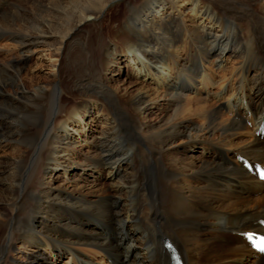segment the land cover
Masks as SVG:
<instances>
[{"label":"bare ground","instance_id":"obj_1","mask_svg":"<svg viewBox=\"0 0 264 264\" xmlns=\"http://www.w3.org/2000/svg\"><path fill=\"white\" fill-rule=\"evenodd\" d=\"M111 1L0 0V148L25 145L0 155V264H171L167 239L185 264H264L245 236L264 233V182L243 164L264 166V0H120L118 20ZM87 23L96 45L69 53Z\"/></svg>","mask_w":264,"mask_h":264},{"label":"rangeland","instance_id":"obj_2","mask_svg":"<svg viewBox=\"0 0 264 264\" xmlns=\"http://www.w3.org/2000/svg\"><path fill=\"white\" fill-rule=\"evenodd\" d=\"M118 2H120V0H117V1L113 0V1H111V3L108 4L109 8H108L107 12L104 15V17L106 19L109 16L112 20H118L124 15L125 6L122 3L117 5ZM185 11H186V13L188 12L187 9ZM188 14H190V12H188L186 15L189 16ZM111 25H113V24H111ZM96 33H97V27L94 24H92V23L85 24L81 29H79L78 31L72 33L71 38L67 42V47H69L68 52L72 53L73 55H75V53L77 51V47L79 45H81V46L84 45V37L85 36L89 37L90 43L92 42L91 45H92V47H94L96 45V38H95L96 37ZM105 39H106V37H105ZM8 42H10L9 39L8 40L7 39L0 40V44L8 43ZM184 50H185V48L183 47V49H180L179 52L183 53ZM6 55H8V54H6ZM4 56H5V54L0 52V59L3 60V61H7L6 60V59H8L7 56L6 57H4ZM35 56H37V53H35V55L33 54V55H31L29 57V61L27 63V68H26V70H24V72L29 70V68L31 66L34 67L36 65L35 62H37L38 58L35 57ZM231 59H233V58H231ZM47 70H39L38 69L36 71L34 70L33 73L34 74L37 73V75L40 76V79H45L47 76H49ZM61 71H62V74L64 75V77H67V75L72 71V68L68 64V60H66V57L61 60ZM50 77H51V75H50ZM127 79L128 80L126 82H124L123 84H121V85L123 87L128 86L130 92L131 91L132 92L135 91L137 89V87L141 86L140 82L135 83V81H137V80L141 81V78H139L138 76L132 75V77L127 78ZM65 82L68 84V87H70V82L68 80H65ZM144 82H146L148 84V82H150V80L148 81V79H145ZM110 83H112L111 85H114V86H118L119 85L117 82H114V81L113 82L111 81ZM62 96H63V100L66 101V103H65L66 106H68L73 101V96L70 95V94L64 93ZM94 100L96 101L97 98H94ZM152 111H155V112L150 113V109L149 110H146V109L142 110L140 112L139 116L140 117H147L148 115H150V118H152V116L154 117L156 115V113L159 111V106H156V107L152 108ZM100 118L101 119L99 121L102 124L104 123V120L108 119V117L106 115H102V116H100ZM248 125H250V122L247 123V126ZM76 126L78 127V125H76ZM80 129H81V131H80L81 133L77 135V139H78L77 151H78V153H80L82 151V149H83L82 138L84 137V134H83V128L80 127ZM23 146H25V145H24V142L22 141V139H21V141H15V142L13 141L8 146L0 148V155H4L5 157H7V156L8 157L17 156V154L18 155L20 154L21 148H23ZM185 150H186L185 155H189V157H194L196 155L197 156L198 155L199 156H203L204 155L203 152L205 154H207L209 152V154H210V152L212 151L210 149L204 151L202 149V146H199V147L195 146L194 147V144L188 146V148L185 149ZM241 161H242V159H241ZM105 169L106 170L103 173H101V175L98 177V185H99V187H103V186L104 187H108L110 185L109 182L111 181V177H108V173H107V170L109 168L105 167ZM52 171L47 172V175H51ZM77 171H78V169H76V167H74V168L69 169L67 171V173H65V175L61 174V175L57 176L55 178V181H54L55 185H61L65 180H69V179H74L73 182H75V178H77V176H78V174H76ZM62 172L55 171V173H58V174L62 173ZM95 174H97V173H94V170H92V169L87 170V172H85L84 174L81 175L83 177L82 181L83 182L86 181V180L87 181H92L93 179H95V176H94ZM53 177H55V176H53ZM77 183H78V181H77ZM2 200L5 201V199H2ZM0 205L3 206L2 203H0ZM241 236H243V233H241ZM67 258H68V254L64 255L63 257H61V259L58 258L56 264H64V261Z\"/></svg>","mask_w":264,"mask_h":264}]
</instances>
